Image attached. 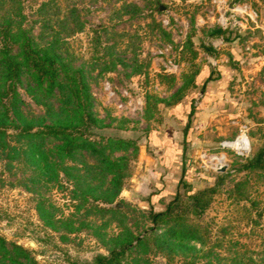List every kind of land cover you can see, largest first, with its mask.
I'll return each mask as SVG.
<instances>
[{
  "label": "rangeland",
  "instance_id": "rangeland-1",
  "mask_svg": "<svg viewBox=\"0 0 264 264\" xmlns=\"http://www.w3.org/2000/svg\"><path fill=\"white\" fill-rule=\"evenodd\" d=\"M19 1L64 64L48 124L95 152L0 141V236L39 264H259L264 172L247 165L264 148V0L222 19L233 0ZM46 90L28 75L17 90L32 124ZM240 137L242 156L222 148Z\"/></svg>",
  "mask_w": 264,
  "mask_h": 264
},
{
  "label": "trees",
  "instance_id": "trees-1",
  "mask_svg": "<svg viewBox=\"0 0 264 264\" xmlns=\"http://www.w3.org/2000/svg\"><path fill=\"white\" fill-rule=\"evenodd\" d=\"M22 10L19 0H0V141L4 143L14 139L15 144L18 145L14 150L16 154L36 155L41 159L44 153L48 152L47 146L51 143H57L56 152L65 158H68L73 151H77V148L93 151L95 145L88 140L75 144L76 138L70 135L65 126L48 124V117L53 110L49 100L55 90L58 89V93L63 91L64 84L59 78V71L64 64L59 54L53 51L55 45L45 41V35L35 36L31 28L27 29L23 25L25 17ZM27 75L33 82L41 86L45 85L46 95L50 97L39 103L44 108V115L34 118L38 120V123L34 124L29 122L31 120L26 118L18 106L23 103V100L17 90L22 87V80ZM77 94L76 100L80 98V93L77 92ZM80 105L79 103V109ZM61 110L64 109L61 108ZM193 114V110H190L189 115ZM86 117L92 123L90 115ZM77 118L78 121L83 122L82 115L77 114ZM8 130L17 131V133L10 135ZM98 154L105 156L103 150H100ZM104 163L116 167V164L110 162L107 156L104 158ZM247 167L251 171L264 172V148L249 161ZM123 179L124 174L117 175V181L113 183L115 190L120 191ZM199 199V196L195 197L194 201L199 202ZM164 215L165 213L153 214V222ZM118 257L119 254L111 253L109 258H99L96 264H113ZM258 258V263L264 264V237L261 238V251ZM0 264L39 263L32 256V252L16 244L7 243L0 236Z\"/></svg>",
  "mask_w": 264,
  "mask_h": 264
},
{
  "label": "built area",
  "instance_id": "built-area-1",
  "mask_svg": "<svg viewBox=\"0 0 264 264\" xmlns=\"http://www.w3.org/2000/svg\"><path fill=\"white\" fill-rule=\"evenodd\" d=\"M218 3H221V2H218ZM223 5H225V4H223ZM225 7H226V6H225ZM227 12H229L230 15H233V13L235 12V9H233V10H228L227 8H225V10H224V14H223V16H221V19L224 17V15H225ZM233 16H234V15H233ZM234 26H235V25H234ZM222 29H223V30L227 29V26L223 27ZM223 42H224V41H223L222 38H220V39L217 41L218 44H222ZM222 148H226V149H229V148L232 149V148H233L237 155L242 156L243 153H245V152H247V150H249V143H248L247 139L240 137V138H239L236 142H234V143H225V144H223V145H222ZM215 161H216V164H217L218 162H222V163H223V162H224V158H223V157H221V158H217ZM215 166H216V165H215Z\"/></svg>",
  "mask_w": 264,
  "mask_h": 264
},
{
  "label": "water",
  "instance_id": "water-1",
  "mask_svg": "<svg viewBox=\"0 0 264 264\" xmlns=\"http://www.w3.org/2000/svg\"><path fill=\"white\" fill-rule=\"evenodd\" d=\"M236 4V1L233 0L232 2H230L228 8L229 9H234V6ZM228 166L226 164H223L222 162H218L215 166V172L216 173H224L226 172Z\"/></svg>",
  "mask_w": 264,
  "mask_h": 264
}]
</instances>
